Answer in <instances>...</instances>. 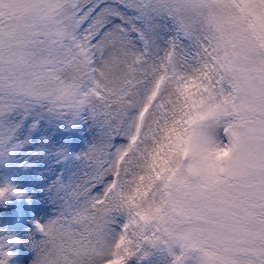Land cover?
<instances>
[{"label": "snow or ice", "instance_id": "snow-or-ice-1", "mask_svg": "<svg viewBox=\"0 0 264 264\" xmlns=\"http://www.w3.org/2000/svg\"><path fill=\"white\" fill-rule=\"evenodd\" d=\"M58 228L73 264H264V0H0V264Z\"/></svg>", "mask_w": 264, "mask_h": 264}, {"label": "clouds", "instance_id": "clouds-1", "mask_svg": "<svg viewBox=\"0 0 264 264\" xmlns=\"http://www.w3.org/2000/svg\"><path fill=\"white\" fill-rule=\"evenodd\" d=\"M63 241L64 247L67 249L65 255L69 256L68 264H73L74 261L78 262L79 258L72 256V243L70 240H66L63 229H57L45 241L40 245L39 250L34 253V257L37 259L30 260L29 264H40V261H44V264H55L57 259L61 257V242Z\"/></svg>", "mask_w": 264, "mask_h": 264}, {"label": "rangeland", "instance_id": "rangeland-1", "mask_svg": "<svg viewBox=\"0 0 264 264\" xmlns=\"http://www.w3.org/2000/svg\"><path fill=\"white\" fill-rule=\"evenodd\" d=\"M27 203L28 202H26L25 204ZM29 218L31 220V217ZM26 219H28V216H26ZM25 230L26 228L24 227V229L19 228L15 229L14 231L23 232ZM15 249L17 250V252H14L10 256L9 264H29V261L31 260L34 253L29 248L25 247L23 243L17 244Z\"/></svg>", "mask_w": 264, "mask_h": 264}, {"label": "trees", "instance_id": "trees-1", "mask_svg": "<svg viewBox=\"0 0 264 264\" xmlns=\"http://www.w3.org/2000/svg\"><path fill=\"white\" fill-rule=\"evenodd\" d=\"M26 202H28V201H17L16 203L17 204H21V203L25 204ZM9 203H12V202L10 201ZM13 210H15V207L13 208ZM29 222H30V220L26 219V216H24L22 219H20L19 221H17L13 225H11V230L14 231L15 229H19V228H22V229H24V227L27 228ZM13 250H16V249L13 248L12 251ZM9 263H10V261H9Z\"/></svg>", "mask_w": 264, "mask_h": 264}]
</instances>
